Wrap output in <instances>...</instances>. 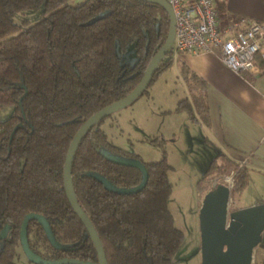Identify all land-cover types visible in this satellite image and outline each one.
<instances>
[{"label": "trees", "instance_id": "trees-1", "mask_svg": "<svg viewBox=\"0 0 264 264\" xmlns=\"http://www.w3.org/2000/svg\"><path fill=\"white\" fill-rule=\"evenodd\" d=\"M26 10H39L40 17L16 22L15 14ZM168 27L166 9L144 0H0V109H11L0 116V229L8 227L0 239V264H17L20 226L29 212L45 217L53 238L36 218L27 220V242L36 256L54 264H99L94 243L64 190L65 155L85 119L136 86ZM131 43L134 62L120 54ZM171 51L160 59L142 94L172 64ZM180 75L189 96L180 98L176 109L208 124L204 79L185 64ZM105 118L74 152L71 178L77 201L100 237L107 264H171L183 232L167 206L171 183L166 156L143 161L113 143L101 127ZM103 153L141 160L148 171L144 187L130 193L105 187L97 175L128 189L140 184L143 172ZM230 172L234 206L247 183L246 167L222 155L210 160L199 180L201 196L204 178ZM258 248L252 264H264V240Z\"/></svg>", "mask_w": 264, "mask_h": 264}, {"label": "rangeland", "instance_id": "rangeland-1", "mask_svg": "<svg viewBox=\"0 0 264 264\" xmlns=\"http://www.w3.org/2000/svg\"><path fill=\"white\" fill-rule=\"evenodd\" d=\"M81 1L67 0L69 4ZM39 17V10H26L15 14L14 19L20 22L27 18L32 22ZM120 54L129 62L136 59L132 43ZM171 56L174 61L155 77L148 92L113 112L103 120L101 127L113 143L138 153L143 161H154L166 156L171 183L167 206L175 226L183 232V240L171 264H200L199 207L204 193L218 182H224L225 175L222 178H204V193L201 196L198 182L219 150L206 138L203 128L189 117L186 110L176 109L178 100L188 92L175 61L176 55ZM10 110L9 106L3 105L0 116L6 117ZM257 191L249 186L237 196L241 195V200H245ZM229 208L232 210L237 206L234 204ZM258 251L257 246L253 260ZM18 255L17 264H27L24 252L20 250Z\"/></svg>", "mask_w": 264, "mask_h": 264}, {"label": "water", "instance_id": "water-1", "mask_svg": "<svg viewBox=\"0 0 264 264\" xmlns=\"http://www.w3.org/2000/svg\"><path fill=\"white\" fill-rule=\"evenodd\" d=\"M164 7L169 16V27L166 39L148 62L143 75L136 86L124 97L100 108L85 119L73 135L68 146L63 165V186L69 203L84 224L96 248L99 264H107L104 248L100 237L89 217L82 210L77 201L71 178V164L74 152L80 140L99 120L107 117L116 110L127 106L137 99L147 87L154 70L165 53L170 49L174 37V16L167 0H144ZM114 162H121L138 167L143 172V179L139 185L123 189L114 186L101 175L97 177L110 190L119 193L137 192L144 187L148 178V171L144 163L137 158H124L103 153ZM231 188L224 182H218L213 188L207 190L199 207L200 229V264H252L253 252L260 245L264 236V202H255L246 206L230 210ZM36 218L45 230L48 238L53 241L49 224L45 217L35 212L25 215L20 226V244L22 251L31 262H45L29 248L27 242V220ZM8 227L3 225L0 229V239L6 234Z\"/></svg>", "mask_w": 264, "mask_h": 264}, {"label": "crops", "instance_id": "crops-1", "mask_svg": "<svg viewBox=\"0 0 264 264\" xmlns=\"http://www.w3.org/2000/svg\"><path fill=\"white\" fill-rule=\"evenodd\" d=\"M216 8L221 25L239 17L264 21V0H223ZM175 61L179 72L185 64L205 81L209 123L196 122L219 150L216 155L246 167L247 183L239 194L249 186L258 190L245 200L241 195L234 197V204L241 207L264 202V72L236 73L220 60L216 50L179 53ZM217 162H221L220 157Z\"/></svg>", "mask_w": 264, "mask_h": 264}, {"label": "built area", "instance_id": "built-area-1", "mask_svg": "<svg viewBox=\"0 0 264 264\" xmlns=\"http://www.w3.org/2000/svg\"><path fill=\"white\" fill-rule=\"evenodd\" d=\"M174 16L172 54L216 50L236 73L264 72V21L239 17L221 25L216 3L223 0H167ZM233 172L223 177L231 188Z\"/></svg>", "mask_w": 264, "mask_h": 264}]
</instances>
